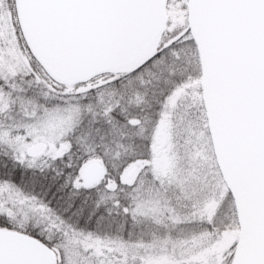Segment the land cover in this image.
<instances>
[{
    "label": "snow or ice",
    "instance_id": "obj_1",
    "mask_svg": "<svg viewBox=\"0 0 264 264\" xmlns=\"http://www.w3.org/2000/svg\"><path fill=\"white\" fill-rule=\"evenodd\" d=\"M0 264H264V0H0Z\"/></svg>",
    "mask_w": 264,
    "mask_h": 264
}]
</instances>
